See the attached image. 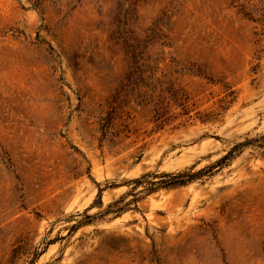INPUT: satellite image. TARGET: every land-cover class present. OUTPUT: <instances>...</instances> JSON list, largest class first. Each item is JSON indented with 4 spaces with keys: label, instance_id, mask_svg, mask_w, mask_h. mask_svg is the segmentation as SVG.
Wrapping results in <instances>:
<instances>
[{
    "label": "rangeland",
    "instance_id": "rangeland-1",
    "mask_svg": "<svg viewBox=\"0 0 264 264\" xmlns=\"http://www.w3.org/2000/svg\"><path fill=\"white\" fill-rule=\"evenodd\" d=\"M0 264H264V0H0Z\"/></svg>",
    "mask_w": 264,
    "mask_h": 264
},
{
    "label": "trees",
    "instance_id": "trees-1",
    "mask_svg": "<svg viewBox=\"0 0 264 264\" xmlns=\"http://www.w3.org/2000/svg\"><path fill=\"white\" fill-rule=\"evenodd\" d=\"M129 50L131 51L130 52L131 57H133L135 59L136 54L134 52V47H131V45H130ZM134 63H136L135 60H134ZM138 70H139V66L131 65V68L128 71L127 76H126V82L128 84H122V86H124L123 91L124 92H135L136 96L140 98V103L144 101L145 104H152L153 109L155 110L157 117L163 116L165 113V110H166V105H165L166 97L164 96V93L165 92L169 93L170 99L173 102H176L177 100L179 101L178 90L174 89L171 84L169 86H167L166 88H163L162 84L164 82L156 79L154 83H152V81H149L147 84L146 83L141 84V85L147 87V90H145L144 92H141L140 89L138 88L140 86L137 85V82L135 81V79H133V75L136 74V72H138ZM149 79H151V77ZM140 81L141 80H139V82ZM129 84H132L134 86L127 90V88H128L127 85H129ZM144 96H146V99L142 98ZM178 104L182 105L183 103L178 102ZM146 176H149V174L145 173V174L141 175L140 178H144ZM165 176H170V177H172V179H177L178 177L182 176V173H180V172L171 173V174L161 173L159 175V177H165ZM187 181L188 180H174L168 184H159L157 187L150 189V191L151 190L153 191V190L157 189L158 187L168 188V187H172V186H176V185H181V184L186 183Z\"/></svg>",
    "mask_w": 264,
    "mask_h": 264
}]
</instances>
